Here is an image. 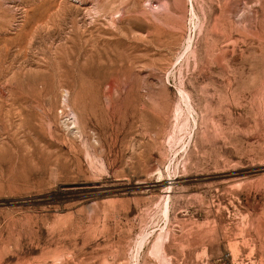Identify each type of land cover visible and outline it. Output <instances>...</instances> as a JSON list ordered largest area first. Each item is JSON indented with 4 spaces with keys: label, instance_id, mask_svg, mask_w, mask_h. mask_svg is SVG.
Listing matches in <instances>:
<instances>
[{
    "label": "rangeland",
    "instance_id": "obj_1",
    "mask_svg": "<svg viewBox=\"0 0 264 264\" xmlns=\"http://www.w3.org/2000/svg\"><path fill=\"white\" fill-rule=\"evenodd\" d=\"M0 264H264V0H0Z\"/></svg>",
    "mask_w": 264,
    "mask_h": 264
},
{
    "label": "bare ground",
    "instance_id": "obj_2",
    "mask_svg": "<svg viewBox=\"0 0 264 264\" xmlns=\"http://www.w3.org/2000/svg\"><path fill=\"white\" fill-rule=\"evenodd\" d=\"M235 4V3H234ZM232 3V5L230 6V8L227 9V11L230 13L231 16H234V14H236V6ZM259 6V5H258ZM229 7V6H228ZM168 8V7H167ZM234 19V18H233ZM251 19V18H250ZM242 20V19H241ZM244 32V31H243Z\"/></svg>",
    "mask_w": 264,
    "mask_h": 264
}]
</instances>
